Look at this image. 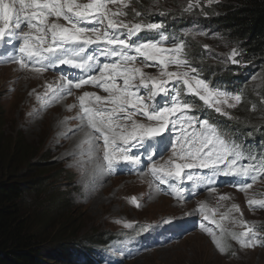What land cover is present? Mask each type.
I'll use <instances>...</instances> for the list:
<instances>
[{"label": "rangeland", "instance_id": "obj_1", "mask_svg": "<svg viewBox=\"0 0 264 264\" xmlns=\"http://www.w3.org/2000/svg\"><path fill=\"white\" fill-rule=\"evenodd\" d=\"M176 1L181 5L178 7L185 10L183 14L190 13L193 6L200 5V3L208 5L211 2V0ZM189 1L191 4H187ZM79 2L87 3L88 0H79ZM172 5H174L173 0H118L117 3H110L108 8L113 12L123 13V15L114 17L118 21L129 25L135 23L146 25L158 22L145 19L139 11L154 14V16L169 15L166 14L165 9H170ZM178 7L172 10L179 9ZM199 9L200 6L193 12L191 11L195 15L191 14L192 17L187 18L184 24L183 34L186 39H181V29L160 23L161 29H145L138 36L133 37V41L139 39L140 41H156L169 48L173 47L174 43H183L185 47L182 58L186 59L191 67L197 69L194 75L204 79L213 89L226 91L230 96L234 94L242 96L240 102L230 100L229 104L232 106L220 105L222 112L217 113L213 107L205 105L198 97L192 95L197 100L193 104L205 113L203 118L216 126L221 134L223 128L217 125L215 120L223 117L238 120L236 116L242 112L245 113L241 109V102L244 99L243 86L236 85L239 88L233 91L226 87V81H223L222 77L213 80L216 76L214 73L209 74V78L204 77L206 73L203 72L201 66L194 64L188 50L196 46L205 51L203 63L206 61L213 70L216 69L215 66L221 65L219 75L223 73L221 70L227 68L230 69L228 72L232 76L241 75L248 90L255 88V92L264 83V61L259 63L257 61L253 64L242 61L235 42L228 40L219 28L209 21L205 9L199 16ZM53 22L67 26L63 19L57 20L55 17H50L49 23ZM23 30L28 31L26 26ZM101 30L103 31L104 28L102 27ZM146 31H150L152 37L142 38L140 36ZM18 43L19 41L9 47L6 43L0 44V130L3 133L2 138L11 143L16 135H21L34 153L32 161L49 167L42 178L43 188L38 193L28 194L25 198V203L29 205H25V209L31 211V208H34L35 212L36 204L42 203L47 193L62 194L69 205L67 211L69 210L70 215L75 219L72 223L74 230L67 228L65 231L70 229L76 235L78 243L83 245L91 243L108 247L106 240L100 243L94 241L105 235L120 234L122 230H129V227L135 223L161 225L174 222L177 217L184 220L182 217L190 215L189 219L193 221H189L188 225L197 224L195 227H188L185 231L180 230L173 233L174 230L169 229L149 236L142 243V245L149 243L146 251L132 249L130 254H125L114 250L111 252L113 264H264L263 244L258 242L255 247H243L238 239L241 234L238 231L246 227L253 229L250 237L257 241L260 240L259 236L264 234V206H250L247 203L249 200L264 201V156L254 158L252 153L242 152L241 159L238 161L239 166L247 167L250 172L255 173L251 187L243 191L236 186L232 189L228 187L208 188L185 203H180L176 199L172 200L170 197H162L156 193L145 175L110 176L97 167L103 157L102 140L89 143L91 129L87 126L86 120L80 118L79 106V97L84 92L101 96H106L107 93L92 85H84L79 89L69 86V79L86 78L88 73H82L81 70L71 69L68 66L55 67L57 72L52 71L51 67H47L42 72L34 71L32 67L21 68L16 62L18 55L9 56ZM94 50L87 54L99 55V49ZM233 52L236 53L234 57L236 62H233ZM96 58L103 62L107 59L97 56ZM135 66L140 67L150 76L159 77L160 69L155 66H145L142 58H138ZM168 70L188 69H178L173 65ZM176 87L179 88L180 99L184 102H191V97L186 94L183 86L178 84ZM169 89L171 91L169 93L172 94L171 84ZM262 99L264 104V98ZM248 105L247 115L264 120L263 106H261L260 113L259 110H255L259 115L254 113L250 103ZM199 110L193 107L189 114L196 115ZM136 119L145 124L154 123L142 116ZM170 157L172 153L168 151V160ZM210 172L213 171L210 170L208 173ZM193 182L198 185L203 181L193 180ZM203 184L207 183L203 182ZM222 197L225 198L222 199ZM133 198L140 207L132 204ZM201 205L204 206L203 212L200 208L195 210ZM64 213L62 215L67 216L65 211ZM205 215L208 216V220L204 219ZM59 216L58 214V219L55 218L53 222L48 223L41 232L42 238L51 237L47 229L59 223L63 217ZM182 220L176 224L179 225ZM210 220H215L217 224L214 227L209 226ZM205 228L222 239L223 252L215 246ZM61 234L64 232L62 231ZM167 236L169 240L163 238ZM49 240L52 242L53 238ZM58 251L62 253L63 248ZM81 258L79 256L80 261Z\"/></svg>", "mask_w": 264, "mask_h": 264}, {"label": "snow or ice", "instance_id": "obj_2", "mask_svg": "<svg viewBox=\"0 0 264 264\" xmlns=\"http://www.w3.org/2000/svg\"><path fill=\"white\" fill-rule=\"evenodd\" d=\"M117 2L0 0V44L12 46L19 41L9 56L18 55L16 62L21 68L32 67L34 71L42 72L47 67L68 66L88 73L86 78L69 79V86L79 89L84 85H92L107 93L101 96L84 92L79 97L80 118L86 120L91 129L89 143L102 140L103 157L97 165L100 170L111 172L114 166L122 162L139 165L141 157L131 154L133 148H144L151 160L155 154L153 149L156 148L151 142L159 138L162 145L164 133L175 131L178 133L175 143L170 142L172 157L163 164H151L150 172L161 185L180 180L185 177V170L193 169H208L214 174L248 179L249 168L238 165L242 156L239 145L223 138L217 127L207 119L199 120L190 115L193 105L180 99L181 94L176 85H182L187 95L198 97L217 113L222 112L220 105L232 106L229 101L240 102L241 96H230L226 91L213 89L204 79L194 75L197 69L182 58L183 43H174L169 48L156 41L133 42V37L141 31L159 30L162 25H129L114 19L123 13L111 11L108 5ZM50 17L63 19L67 26L49 23ZM88 24L93 26H85ZM24 26L28 31L23 30ZM92 45L99 49V57L107 58L104 62L101 63L95 55L87 54ZM235 55L233 52V62H236ZM138 58L143 59L145 66L158 67L159 77L150 76L136 67ZM173 65L188 70L169 71ZM96 72L98 74H94ZM170 84L172 94L169 93ZM158 97L170 100V105L160 104ZM138 116L154 123L145 124L136 119ZM159 150L162 152L164 147ZM221 165L224 167L221 168ZM186 179L193 181L203 177L188 174ZM236 186L243 191L245 187H251V183ZM247 203L250 206H264V201L249 200ZM132 204L140 207L135 198ZM200 211H204L203 205ZM204 219L209 218L205 215ZM211 222L216 223L215 220ZM205 231L223 252L222 239L207 228ZM252 233L253 229L247 228L240 234L238 239L243 247H255L258 243L250 237Z\"/></svg>", "mask_w": 264, "mask_h": 264}, {"label": "trees", "instance_id": "obj_3", "mask_svg": "<svg viewBox=\"0 0 264 264\" xmlns=\"http://www.w3.org/2000/svg\"><path fill=\"white\" fill-rule=\"evenodd\" d=\"M190 2L187 4H191ZM173 3L170 9H165L166 14L169 15L154 16V14L150 15L143 11L139 12L144 15L145 19L159 20L180 29L187 18L192 17L191 11L193 12L200 6L198 15L200 16L201 11L205 9L209 21L219 28L228 40L235 42L242 61L249 62V64L264 61V0H211L208 5L200 3V5L193 6L190 13L184 14L182 12L185 10L178 7L181 6L178 1L173 0ZM176 7L179 9L172 10ZM188 51L194 64L201 66L203 72L206 73L204 77L207 78L209 74L214 73L216 75L214 77H222V80L226 81V87L233 91L243 86L244 99L241 102V109L245 113L238 114L236 116L238 120L219 118L218 121L225 122L221 125H226L225 128L233 130L231 136L234 140L246 142L249 138L260 137L264 141V120L246 114L249 103L254 113L258 110L260 113L261 106L264 107L262 102L264 83L256 92L255 88L248 90L241 75L232 76L228 68L221 70L223 73L219 75L221 65L215 66L216 69L213 70L206 61L203 63L205 51L196 46ZM2 135L0 130V264H76V261L70 260V253L79 249L81 244L71 231L74 230L72 223L75 219L70 215L69 210L67 211L69 206L67 199L62 194L47 193L43 202L36 204L35 212L34 208H31V211L25 209V205H28L25 203L27 195L38 193L43 188L42 178L49 170L48 165L32 161L34 153L21 135H16L11 143L3 139ZM64 211L67 216L62 215L65 214ZM58 214L63 216L59 223L47 229L51 237L42 238L41 232L48 223L57 218ZM67 228L71 230L65 231ZM62 231L64 234H61ZM50 238H53L52 242ZM102 239L99 237L98 241ZM60 248H63L62 253L58 251ZM51 260L54 262H50Z\"/></svg>", "mask_w": 264, "mask_h": 264}, {"label": "clouds", "instance_id": "obj_4", "mask_svg": "<svg viewBox=\"0 0 264 264\" xmlns=\"http://www.w3.org/2000/svg\"><path fill=\"white\" fill-rule=\"evenodd\" d=\"M156 21L158 23H163L162 21H159V20H156ZM164 24H165V22H164ZM183 28H184V25L180 26V29L182 30L181 39H183V38L186 39L185 34H183ZM140 35L141 36L145 35V37H152V33L150 31H146L144 33H141ZM139 41H140V39L133 41V42H139ZM171 42H174V41H171ZM90 47L93 48L91 52H93L94 49H98L96 45H92ZM92 55H96V54H92ZM58 67L60 68V66H58ZM51 70L54 72H57L54 66L51 67ZM216 78H221V77L220 76L213 77V80H215ZM169 91H170V89H169ZM188 96L191 97V102H189V101H185V102L191 103L194 108L199 110V108H197L193 104V103H196L197 100L194 99L192 97V95H188ZM164 103H168L170 105V103L168 101H166L165 99H163V104ZM203 112H201V110H199L198 114H196L194 116H196L198 119L203 118V115L205 116V113H203ZM190 115H193V114H190ZM211 118H213V117H211ZM218 119H217V121L215 120L214 122H216L217 125H220V127L223 128L222 129L223 134L221 133V136L224 135L225 133L229 134V132H231V130L225 128L226 125H224V126L221 125V123H225V122H220V121H218ZM229 127H231V126H229ZM177 134L178 133L175 131L164 133L162 145L159 141V138L156 141H152L151 143L156 145V148L153 149V152L155 154L152 155L151 160L142 156L143 153H146L144 148L143 149L133 148L131 154L140 155V157H141V163L139 165H128V164H125L122 162L121 164L114 166L113 169L111 170V172L104 170L105 173H107L110 176L145 175L148 178V182L150 183V186L153 188V190L156 193L162 195V197H166V198L170 197L172 200L176 199L180 203H185V202L190 201L195 195H197L199 192L202 193L204 190L206 191V189H199L193 194L192 192H193V187H194L195 183L192 181H188L186 178H182V179L176 180V181H170L169 184L161 185L159 183V181L155 180V178L152 176V174L150 172L151 164L153 162H155L157 164H163L166 161H168L167 152L170 151L172 153L171 145H169V144H170V142L175 143V137ZM162 146L164 147V150L161 152L159 149ZM187 171H189V170H187ZM238 177L239 176H237V178ZM221 178L224 181H226V180H229L231 182L234 181L233 179L230 178V176H224L222 174H221ZM221 187H228V188L232 189L233 186L227 185V183H225ZM221 187H219V188H221ZM246 188L247 187H245V189ZM177 189H183V191H177ZM200 207L201 206L196 207L195 210L199 209ZM189 217H190V215H188L187 217H182L184 220L179 219L180 217H177V218H175L174 222H170V223L166 222V223L161 224V225L158 224L159 226L153 225L151 223H148V224L135 223L129 227V230H122L120 232V234L118 233L116 235H114V234L105 235L101 241H98V240L94 241V242L100 243V242H103V240H106V241H108V245H109L108 247L100 245V244L88 243V245H83L82 243H80L81 247L79 249L75 250L71 254L70 260L76 261V264H107V263L113 264L114 261L112 260L111 252H113L114 250H116L118 252L125 253V254H130L132 249H136L138 251H146L148 246H149V243L146 245H142V243L149 236H151L157 232H160L163 230H169V229H173L174 230L173 233H177L175 226L176 227L178 226L176 223H178L180 220H182V222L179 224L181 229H186L189 226L188 222L193 221V220L189 219ZM211 221H213V220L209 221V226L214 227L217 224V222L215 224H213ZM218 221L220 222V220H218ZM171 223H174V224H171ZM194 223H195V221H194ZM195 226H197L196 223L193 227H195ZM247 228L248 227H246L245 229H241L238 232L243 233ZM106 236L108 238H105ZM163 238L169 240V236L163 237ZM259 238H260V240H258V242L260 244L264 245V234L260 235ZM79 256L82 257L81 261L79 260ZM76 259L80 262H78Z\"/></svg>", "mask_w": 264, "mask_h": 264}, {"label": "bare ground", "instance_id": "obj_5", "mask_svg": "<svg viewBox=\"0 0 264 264\" xmlns=\"http://www.w3.org/2000/svg\"><path fill=\"white\" fill-rule=\"evenodd\" d=\"M25 73H28V72H25ZM31 75V74H30Z\"/></svg>", "mask_w": 264, "mask_h": 264}]
</instances>
